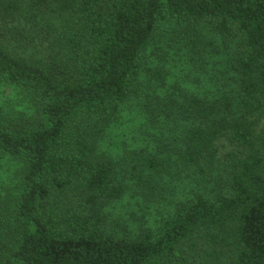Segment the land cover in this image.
Returning <instances> with one entry per match:
<instances>
[{
  "label": "trees",
  "instance_id": "1",
  "mask_svg": "<svg viewBox=\"0 0 264 264\" xmlns=\"http://www.w3.org/2000/svg\"><path fill=\"white\" fill-rule=\"evenodd\" d=\"M205 23L239 40L237 98L153 96L146 113L189 124L179 163L200 173L222 164V192L178 203L157 232L121 235L108 209L125 187L99 142L144 94L143 72L163 81L143 69L159 29ZM0 84L33 107L0 123V161L21 167L0 198V264H264V0H0ZM223 140L233 151L222 163ZM131 155L151 187L171 173L165 156Z\"/></svg>",
  "mask_w": 264,
  "mask_h": 264
},
{
  "label": "rangeland",
  "instance_id": "2",
  "mask_svg": "<svg viewBox=\"0 0 264 264\" xmlns=\"http://www.w3.org/2000/svg\"><path fill=\"white\" fill-rule=\"evenodd\" d=\"M194 44V45H193ZM196 49V54L193 50ZM239 40L223 36L214 26L201 24L196 30L186 25L164 24L157 32L143 58V69H154L162 74L163 81L142 73L143 95L133 98L121 107L118 120L100 140L98 153L117 164L115 181L125 187L124 197L110 205L108 211L121 235L135 238L143 230L157 232L175 213L178 203L194 199L198 193L209 199L222 192L220 181L228 173L222 164L215 169H188L179 163L177 147L189 124L160 118L152 122L146 113L151 97L194 94L215 99L222 96L237 98L239 80L235 59ZM33 107L16 87L0 84V123L22 116L30 117ZM161 145H166L159 150ZM145 150L149 155L160 154L169 158L171 173L157 179V187L149 184L151 173L133 152ZM220 159L233 151L223 140L219 143ZM21 167L9 158L0 161V198L14 188L21 178ZM138 176L144 182L137 180ZM223 192L225 190L223 189ZM180 257L192 260L187 254ZM177 264H185L183 261Z\"/></svg>",
  "mask_w": 264,
  "mask_h": 264
}]
</instances>
